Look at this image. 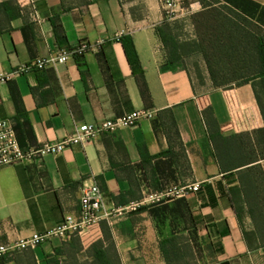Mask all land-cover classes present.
Masks as SVG:
<instances>
[{"label": "crops", "instance_id": "obj_1", "mask_svg": "<svg viewBox=\"0 0 264 264\" xmlns=\"http://www.w3.org/2000/svg\"><path fill=\"white\" fill-rule=\"evenodd\" d=\"M215 1L264 32V0ZM170 27L163 0H0V75L81 42L104 41L82 58L0 86V120L15 123L23 150L60 142L81 125L155 113L134 129L0 170V246L77 214L84 185L95 183L110 207L200 186L81 237L6 255L0 264H90L88 252L98 243L107 247L105 235L120 264H168L162 248L170 242L190 254L188 264H264V248L250 250L244 237L254 231L247 207L240 204L238 218L232 197L243 177L255 183L254 170L264 174L252 136L264 129L255 92L251 84L200 86L181 66L170 67L159 32Z\"/></svg>", "mask_w": 264, "mask_h": 264}, {"label": "built area", "instance_id": "obj_2", "mask_svg": "<svg viewBox=\"0 0 264 264\" xmlns=\"http://www.w3.org/2000/svg\"><path fill=\"white\" fill-rule=\"evenodd\" d=\"M163 2L166 14H168L169 10L167 9L171 8V4L169 1L163 0ZM33 21L38 25L41 23L40 17L35 10ZM103 43V40L97 42L95 45L81 42L73 49L58 50L49 57L38 58L10 73L1 74L0 86L36 71H44L45 69L65 65L72 58H82L92 48L100 47ZM154 116L155 113L152 111H137L97 125H81L73 135L60 142H46L28 150H23L18 143L15 123L12 120H0V170L38 161L47 155L57 156L72 146H84L97 136L113 133L124 128L134 129L141 121L150 120ZM199 188L200 186L197 184L186 187H171L158 193L146 195L140 200L122 207H110L106 204L103 194L95 183L84 185L81 189L80 205L77 214L66 216L61 224L42 234L34 233L28 238L1 245L0 259L6 255L34 250L54 239L66 241L71 237H81L83 234L99 227L102 222L112 223L129 218L145 208L165 205L174 200L184 198L190 193H196L199 191Z\"/></svg>", "mask_w": 264, "mask_h": 264}, {"label": "rangeland", "instance_id": "obj_3", "mask_svg": "<svg viewBox=\"0 0 264 264\" xmlns=\"http://www.w3.org/2000/svg\"><path fill=\"white\" fill-rule=\"evenodd\" d=\"M164 1L171 4L166 17L172 33L179 42H196L200 48L186 51L178 62L196 84L212 83V76L219 85L237 84L255 74L257 40L264 39L258 27L214 0Z\"/></svg>", "mask_w": 264, "mask_h": 264}, {"label": "trees", "instance_id": "obj_4", "mask_svg": "<svg viewBox=\"0 0 264 264\" xmlns=\"http://www.w3.org/2000/svg\"><path fill=\"white\" fill-rule=\"evenodd\" d=\"M214 2H216L214 0ZM207 9V8H205ZM227 9V8H226ZM229 10V9H228ZM231 11V10H230ZM236 14V13H235ZM237 15V14H236ZM242 21L249 22L237 15ZM262 31V30H261ZM162 42L166 49H168L169 57L168 64L170 67L178 65L182 55L186 51H192L193 53L199 52L200 48L196 42L181 43L177 40V37L172 33L169 28L162 29L159 31ZM263 32V31H262ZM128 59L132 64L133 68L136 69L138 66V59L133 49L132 44L126 42L124 44ZM257 53V71L251 77L242 79L237 84L219 85L216 83L215 77L212 76V83L216 88H225L231 85L243 86L251 84L255 92L257 104L264 120V39L259 38L256 44ZM209 114L204 113V117L208 119ZM252 136L256 139L258 145V157L264 160V129L258 130L252 133ZM257 157V158H258ZM253 183L250 175L241 179L242 188L232 192L234 209L238 218H242L243 208L240 206L241 203L246 205L247 213L250 216L253 224L254 231L245 233L244 237L250 250L264 248V174L261 170H254ZM254 184H257L255 186ZM104 243H107V247H104L103 242L93 246L88 254L92 258L90 264H120L117 252L108 235H105ZM169 250L165 251L162 248L164 256L168 264H188L190 262V254L186 251L177 249L171 242L168 244Z\"/></svg>", "mask_w": 264, "mask_h": 264}]
</instances>
